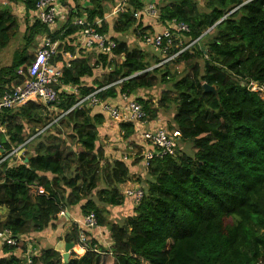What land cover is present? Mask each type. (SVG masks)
<instances>
[{"label":"trees","instance_id":"16d2710c","mask_svg":"<svg viewBox=\"0 0 264 264\" xmlns=\"http://www.w3.org/2000/svg\"><path fill=\"white\" fill-rule=\"evenodd\" d=\"M37 1L0 0V51L19 29L9 5H20L29 24L24 47L10 66L0 67V94L22 84L17 71L29 66L28 45L35 40L58 42L53 62H66L65 54L75 58L61 73L57 103L28 102L0 111V158L33 138L21 164L0 165V207L7 211L0 230L25 241L17 244L20 257L4 246L0 264H21L27 243L39 251L32 264H107V259L110 264H264V0H159L158 24L176 20L188 27L186 41L199 38L198 45L166 63L177 52L173 46L162 55L129 47L123 39L133 34L140 44L146 31L159 29L130 13L104 20L114 0H57L67 13L53 31L31 22ZM130 5L133 12L143 7L140 0ZM81 18L89 25L101 21L93 27L115 44L109 54L79 49L75 35L82 28L72 22ZM203 85L215 94L205 93ZM61 87L74 88L77 95L64 94ZM102 88L96 95L100 103H118L125 95L141 106L146 122L172 109L162 129L180 134L175 156L153 159L145 178L137 180L142 197L118 222L107 221L106 209L123 205L119 188L132 176L128 161L107 160L104 148L110 142L99 144L107 116L99 106L65 115L78 99ZM161 88L156 105L136 97ZM118 130L121 142L130 141L135 149L132 166L142 164L149 147L137 143L131 124L120 123ZM187 142L195 150L191 155L181 146ZM74 208L83 218L93 213L110 244L103 248L89 240L96 252H71L63 263L53 248L34 246L31 236ZM77 233L74 225L63 240L73 243Z\"/></svg>","mask_w":264,"mask_h":264},{"label":"built area","instance_id":"2783aa9c","mask_svg":"<svg viewBox=\"0 0 264 264\" xmlns=\"http://www.w3.org/2000/svg\"><path fill=\"white\" fill-rule=\"evenodd\" d=\"M140 1L143 4L142 9L140 11L133 12L130 5L131 0H114L115 5L110 8L108 14L104 17V20H115L118 15L130 13L136 21L142 20L145 22L147 20L150 23L152 22L154 24H158L159 16L156 3L159 0ZM61 7L62 6L57 0H38L34 11L30 15V20L31 22L38 20L50 31H53L58 16L63 13L61 12ZM100 22L101 21H97L95 24L89 25L86 23L85 18L76 19L72 22V25L82 28L75 35L79 49L107 55L115 47V44L107 37L100 36L95 32L93 26L99 24ZM158 25H160L159 31L144 33L141 37L140 45L162 55L166 53L168 48L173 46L177 52L170 58L165 59L163 63L171 61L181 53L190 50L195 45H198L199 38L196 40H185V35L189 32L188 27L185 24L177 22L176 20H171L163 23L162 25ZM148 26L152 25L148 24ZM184 41H186V43H184ZM57 48V41L52 42L48 37L40 39L38 51L29 63L25 72L21 70L17 71V76L23 78L22 84L0 94V111L4 109L19 108L28 102L40 103L43 106H52L57 103L58 92L55 88L59 86L61 73L64 68H69V61H72L75 58L65 54L66 62H53L55 56L57 55ZM141 73L143 72L136 73L134 76H138ZM122 81L123 80H119L113 85H119ZM252 90L255 91L257 89L255 86H252ZM101 91H103V88L78 99L74 106L67 111L65 115L73 109L99 106L106 114L109 121L116 124H131L134 128L135 134H138L139 130L146 123V115L142 111L141 106L135 102L134 99H128L125 95H121L123 104L110 102L100 103L96 98V95ZM61 92L67 95H77V91L74 88L69 87H61ZM51 109L53 110L51 107L48 108V110ZM56 121L57 119L53 123ZM0 131L2 130L0 129ZM139 138L141 139V142L150 149L145 151L141 157L142 166L144 169H147L149 163L155 158L175 156L176 148L180 140V134L177 131L169 133L164 129L159 128L153 131H143L140 133ZM32 139L33 138L29 139L20 146L11 148L10 152L6 156L0 158V165L5 161L9 163V166H17L21 164L24 146ZM0 150H2L1 146ZM131 157V155H123L121 160L129 161ZM121 195L125 199H130L133 202V205H136L142 197V191L138 187H135L123 190ZM62 216L63 212L58 215L59 218ZM77 228L78 233L75 241L73 242L74 249L71 252H77L79 254L90 250L96 252L97 246H90V241L85 236L86 231L99 228L94 214L90 213L84 217L80 226ZM21 242L25 241L14 238L6 229L0 230V250L6 246L8 248H13L15 251H19L20 249L17 247V244ZM38 255V250L33 249L29 243L26 244L25 253H21V264H32V259Z\"/></svg>","mask_w":264,"mask_h":264},{"label":"crops","instance_id":"0c3cea01","mask_svg":"<svg viewBox=\"0 0 264 264\" xmlns=\"http://www.w3.org/2000/svg\"><path fill=\"white\" fill-rule=\"evenodd\" d=\"M66 2L68 4H71V0H66ZM61 9H62L61 12H63V13H61L57 18V21L59 22V24L64 22L65 18H66L65 10L63 9V7H61ZM108 20H110V19H108ZM118 104H123V102L119 101ZM169 123H170L169 118L165 117V116L163 117L162 115H159L158 118L153 122H146L145 125L139 130V132H138L139 135L135 134V137L137 139V143L139 145L144 146L143 143L141 142V139L139 138L141 132L153 131L155 129L164 128L165 126H168ZM121 135H122V133H120L118 130V124L111 122L108 119L104 122L102 127L99 129V140L101 141V143L106 144L107 142H110V144L104 148L105 155L108 158L107 159L108 161L120 160V157L118 156V154L113 153L112 149L115 147L114 144H116L114 141H119L120 142L119 144L123 143L120 140ZM108 137H110V138H108ZM111 138H114V140ZM130 144H131V142L127 141L126 143H123L122 147H123V150L125 152V155H131L132 156L127 164H128V168H129V173L131 176H133L135 174L134 170L136 167L132 166L131 160L133 158L135 150L131 147ZM140 165L141 164H139L138 167H140ZM132 179H134V178L132 177L130 182L120 186V188H119L120 194L125 189H132V188H135L138 186V184H134V183H136V180L133 181ZM2 209H4V208H2ZM132 209H133V202L130 199H124V203L122 206H119L116 208H107L106 209L108 212L106 215L107 221L108 222L109 221L110 222H118L121 219L130 216L132 214ZM64 213H65V215H64ZM118 215H121V216L117 217ZM6 216H7L6 210L5 209L1 210V208H0V223H2L5 220ZM82 220H83V217L80 215L79 210L77 208L71 209L69 211H64L63 216L60 218L57 217L56 221H54L51 224V226H49L43 233H41V235L33 234L31 236L32 237L31 243L34 245H39L38 246L39 248H41V247L54 248V246L59 241H64L63 238L66 235H68V232L71 229V227L74 225L77 227L80 226V223L82 222ZM85 233H86L85 236L88 240L95 241L99 246H101L103 248H107L110 244L109 238H108V233H107L106 229L98 228V229H94L91 231H86ZM4 255H5L4 252L2 250H0V258L5 257ZM14 255L20 257V252L14 251ZM110 263H111V260H110L109 264Z\"/></svg>","mask_w":264,"mask_h":264},{"label":"rangeland","instance_id":"374dc122","mask_svg":"<svg viewBox=\"0 0 264 264\" xmlns=\"http://www.w3.org/2000/svg\"><path fill=\"white\" fill-rule=\"evenodd\" d=\"M162 2V1H160ZM68 4V3H66ZM113 5H115L113 3ZM160 5V3L157 5V7ZM3 6V5H1ZM11 7V11L14 13V15L16 16L17 20H18V23H19V29H18V32L15 36V38L10 42V44L3 50L0 51V67H7V66H10L11 63H12V60L15 56V54L17 52H20L21 49L24 47V44H25V41H24V32H25V27L26 26H29V24L27 25V23H25V19H24V16H23V10H22V7L18 4H15V5H9ZM8 6V7H9ZM65 10V12L67 13V10L65 8H63ZM58 23V24H57ZM143 24L145 26H148V24H151L153 26V28L155 27V29H159V26L158 24H154V23H150L148 22L147 20L145 22H143ZM55 27H60L59 26V22L56 21L55 23ZM148 32V31H146ZM128 44H129V47H134V46H137L138 48H140L141 50L143 51H146V52H151V50L149 48H146V47H142L140 44H137L136 43V39L135 37L133 36V34H128L127 36H125L123 38ZM39 39L38 40H35L34 41V44L30 43V45H28V51H27V57L30 58L31 60L33 59L34 55L36 54V52L38 51V48H39ZM161 91H162V88L161 89H155V90H152V91H139L137 94H136V97H142V98H150L151 100H154L155 103H153L154 105L157 104V101L159 100L160 98V95H161ZM172 109L168 110V111H160L159 115H162L163 117H168L169 118V121H170V117L171 115L173 114ZM51 112H54L52 109L48 111V114L50 115V118L52 119V123L56 120L55 118V114L54 113H51ZM158 115V116H159ZM64 133V136H66V134L68 133L67 130L65 129H61ZM2 132V131H0ZM102 138V137H101ZM110 138V137H108ZM114 140V138H111ZM107 140V139H106ZM116 144L115 147L112 149L113 150V153H116L118 154V156L120 157V160L122 158L123 155H125V152L123 150V147H122V144H119L120 142L119 141H114ZM113 142V143H114ZM69 144V142H67ZM99 144L103 145L101 143V141H99ZM110 143L107 144V146L109 145ZM112 144V143H111ZM70 145V144H69ZM106 146V145H105ZM106 146V147H107ZM182 148L184 150V153L186 154H189L191 155L195 150L193 148V145L192 144H189L188 142L187 143H184L182 144ZM135 150V149H134ZM124 152V153H123ZM135 152V151H134ZM135 159V158H134ZM142 165V164H141ZM139 166L136 165L135 167V170H134V175L132 176L134 179H132L133 181L136 180V183L134 184H137V180L138 179H141L143 180L145 178V174H146V169H144L143 166ZM141 175V176H140ZM143 178V179H142ZM1 210H4L5 208L4 207H0ZM4 208V209H2ZM6 210V209H5ZM7 213V211H6ZM121 215H118L117 217H120ZM124 219V218H123ZM28 244V243H27ZM35 246V245H34ZM110 262V259H107V264H109Z\"/></svg>","mask_w":264,"mask_h":264},{"label":"water","instance_id":"95a60500","mask_svg":"<svg viewBox=\"0 0 264 264\" xmlns=\"http://www.w3.org/2000/svg\"><path fill=\"white\" fill-rule=\"evenodd\" d=\"M205 93L215 94V91L206 85L202 86ZM26 162V161H25ZM65 215V213H64ZM67 215V214H66ZM74 249L73 243H66L65 241H59L53 248V250L60 254L63 263H67L71 251Z\"/></svg>","mask_w":264,"mask_h":264}]
</instances>
